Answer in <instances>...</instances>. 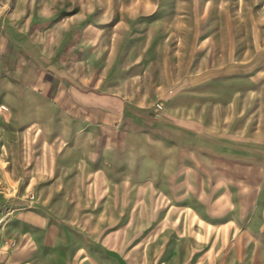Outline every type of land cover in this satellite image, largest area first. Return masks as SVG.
Here are the masks:
<instances>
[{
    "label": "rangeland",
    "instance_id": "374dc122",
    "mask_svg": "<svg viewBox=\"0 0 264 264\" xmlns=\"http://www.w3.org/2000/svg\"><path fill=\"white\" fill-rule=\"evenodd\" d=\"M64 4L101 26L108 81L147 107L135 127L172 131L179 105L198 117V135L184 137L198 136L197 169L189 183L158 170L133 185L119 171L107 188L87 178L56 193L50 178L24 187L25 163L0 159V264H264V168L253 162L264 158V0Z\"/></svg>",
    "mask_w": 264,
    "mask_h": 264
},
{
    "label": "crops",
    "instance_id": "0c3cea01",
    "mask_svg": "<svg viewBox=\"0 0 264 264\" xmlns=\"http://www.w3.org/2000/svg\"><path fill=\"white\" fill-rule=\"evenodd\" d=\"M66 1L72 0H0V146L16 148L14 158L0 159L25 163L24 187L50 178L56 193L79 192L87 178L98 190L107 188L119 171H131L133 185V178H150L158 170L180 183L194 180L198 117L184 119L189 108L179 105L171 108L181 118L172 131L163 124L154 130L145 123L143 131L135 127L133 119L147 107L126 99L108 81L101 26L71 12ZM194 131L196 142L185 141ZM261 154L253 162L264 168ZM185 155L190 165L183 164ZM19 214L33 225L47 222L34 211Z\"/></svg>",
    "mask_w": 264,
    "mask_h": 264
},
{
    "label": "built area",
    "instance_id": "2783aa9c",
    "mask_svg": "<svg viewBox=\"0 0 264 264\" xmlns=\"http://www.w3.org/2000/svg\"><path fill=\"white\" fill-rule=\"evenodd\" d=\"M158 107H160V105H158ZM5 108V107H4Z\"/></svg>",
    "mask_w": 264,
    "mask_h": 264
}]
</instances>
